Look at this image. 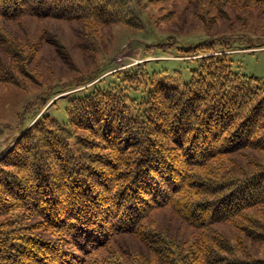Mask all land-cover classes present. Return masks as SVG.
Instances as JSON below:
<instances>
[{"label":"trees","instance_id":"16d2710c","mask_svg":"<svg viewBox=\"0 0 264 264\" xmlns=\"http://www.w3.org/2000/svg\"><path fill=\"white\" fill-rule=\"evenodd\" d=\"M97 1L87 0L94 13ZM253 1L264 13V0ZM68 3L0 0V19L67 18L74 13ZM227 36L217 40L264 46ZM235 51L203 57L182 84L153 82L146 67L140 82L147 87L133 95L131 87H112L122 80L104 81L93 97L69 101L66 124L45 120L13 140L0 155V264H122L89 252L124 233L139 235L159 264H264L251 253L242 257L246 247L214 228L241 226L264 246V81L233 69ZM114 89L125 95L113 101L106 93ZM128 100L142 104L130 113ZM246 150L254 152L250 167L235 157L230 174L209 170L220 156ZM88 151L99 152L89 158ZM93 163L100 167L92 170ZM160 207L199 230L179 258L169 237L142 224Z\"/></svg>","mask_w":264,"mask_h":264},{"label":"rangeland","instance_id":"374dc122","mask_svg":"<svg viewBox=\"0 0 264 264\" xmlns=\"http://www.w3.org/2000/svg\"><path fill=\"white\" fill-rule=\"evenodd\" d=\"M68 4L74 6V13L67 18L27 14L0 19V155L33 125L35 129L52 118L66 124L69 101L85 92L84 97H93L104 81L122 80L124 83L112 87H131V95L135 87L146 89L145 80L140 82L145 67L153 82L182 84L193 78L197 61L234 48L229 54L233 69L264 81V46L228 47L217 40L222 35L230 39L241 36L246 43L259 40L264 45V13L253 0H98V13L87 0H69ZM184 55L192 57L179 58ZM112 91L106 94L113 101L125 95L124 90ZM128 102L130 113L135 104H142ZM98 152L88 151L87 155L90 158ZM246 153L243 158L239 154L220 156L209 170L226 176L235 157L250 167L247 160L254 152ZM90 166L92 170L100 167L97 163V167L94 163ZM150 214L143 226L169 237L179 251L174 257H181L198 241L199 230L170 207ZM214 228L233 244L240 242L246 247V253L240 249L242 257L251 253L264 258L263 244L248 239L241 226L225 223ZM89 253L95 259L122 264H159L139 235L127 233L112 236Z\"/></svg>","mask_w":264,"mask_h":264}]
</instances>
